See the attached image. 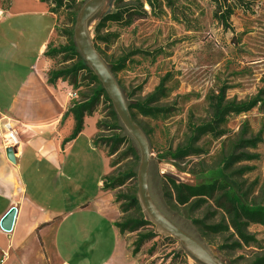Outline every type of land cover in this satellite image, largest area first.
<instances>
[{
	"label": "rangeland",
	"instance_id": "374dc122",
	"mask_svg": "<svg viewBox=\"0 0 264 264\" xmlns=\"http://www.w3.org/2000/svg\"><path fill=\"white\" fill-rule=\"evenodd\" d=\"M10 1L0 0V7L6 8ZM139 1L144 3L149 16L131 27L113 23L99 26L103 15L116 10L114 0H106L89 21L88 28L93 43L107 62L128 57L125 69L117 74L127 102L146 100L166 79V95L155 106L166 107L171 113L151 119L134 111L137 123L149 133L152 198L172 222L210 248L222 263L250 264L264 254V227L250 225L248 234L258 246L248 247L230 228L227 213L214 201L204 198L198 207L192 206L195 201L186 207H175L170 199L168 180L189 186L217 184L224 188L223 192L237 194L249 203L264 207V113L256 108L244 115L230 116L223 126L226 131L223 137L201 138L198 146L204 154L200 157L175 164L159 156L186 142L190 117L206 120L211 93L225 87L228 100L244 102L263 88L264 0H256L254 14L237 11L227 28L216 19L218 10L213 0H172L169 6L162 1L156 15L150 12L146 0ZM81 8L56 10L51 6L60 35L76 25ZM55 52L56 49L51 48L46 53L47 73L52 80L56 72L73 67L63 65ZM81 78L85 96L89 97L96 84L93 77ZM102 100L99 123L106 124L111 120L107 116L108 103ZM99 131L96 141L110 168L106 184L111 188L105 190L113 196L118 227L134 258L139 264H201L150 220V225L134 228V222L149 219L142 205L131 207L127 199L138 192L137 177L128 179L127 176L131 168L137 175L140 160L134 161L132 156L125 155L129 139L120 131L104 128ZM114 136H121L117 147L112 142ZM239 141H252L255 146H236ZM228 155L242 159L226 166L224 158ZM244 156L252 159L245 160ZM219 225L225 229L223 233L214 234L207 229Z\"/></svg>",
	"mask_w": 264,
	"mask_h": 264
},
{
	"label": "crops",
	"instance_id": "0c3cea01",
	"mask_svg": "<svg viewBox=\"0 0 264 264\" xmlns=\"http://www.w3.org/2000/svg\"><path fill=\"white\" fill-rule=\"evenodd\" d=\"M59 33L51 5L41 0L0 7V264H139L104 189L110 168L95 145L103 98L70 140L76 123L67 93L85 86L80 76L52 80L47 73L49 49L68 47ZM56 57L66 67L77 63ZM7 124L21 138L16 164L3 148ZM13 207L7 233L1 222Z\"/></svg>",
	"mask_w": 264,
	"mask_h": 264
},
{
	"label": "trees",
	"instance_id": "16d2710c",
	"mask_svg": "<svg viewBox=\"0 0 264 264\" xmlns=\"http://www.w3.org/2000/svg\"><path fill=\"white\" fill-rule=\"evenodd\" d=\"M12 1V0H11ZM6 7L8 8L11 4ZM46 4L53 3L55 9L59 10L66 8L67 10L78 9L83 6L86 0H41ZM131 1L128 4L125 2ZM165 2L168 6L172 5V0H146L150 12L154 15L159 11L160 3ZM217 7L216 19L224 25L226 28L229 27V20L237 11H243L244 13L254 14V8L256 6V0H213ZM114 5L116 7L115 11L108 12L103 15L99 26L104 23H113L119 25L120 27H131L136 21L144 20L149 16L147 10H145V5L143 2L137 0H114ZM4 8V9H6ZM74 28L64 32V35L68 41V47L56 50V55L64 54L66 56H74L77 58V63L66 70H60L56 72L55 78L60 77H70L78 76L80 71H87V74L93 77V81L96 84L95 90L92 95L87 97L86 101L77 104L71 108L70 113L73 115L76 128L73 136L70 140L75 139L83 130L84 118L88 115H92L96 104L103 98L108 103V118L111 122L106 124H98V129H107L109 131H120L121 135H124L129 139V147L125 153L126 156H132L134 161L140 160V152L137 144L129 135V133L123 127L121 121L119 120L113 105L107 94L105 93L101 83L97 77L93 74L90 68L87 66L83 58L81 57L74 39ZM99 39V36L96 37ZM101 40V39H100ZM94 46L98 53L104 59L101 50L94 43ZM105 60V59H104ZM128 57H122L118 60L107 62L108 67L115 76L117 80V74L123 71L126 67ZM164 79L161 85L156 88L155 92L150 95L144 101H138L134 103H128L129 110L133 120L136 121V116L134 111H137L142 117L156 119L159 116H168L171 110L166 107L155 106L160 100H162L166 95ZM119 83V82H118ZM263 88L251 99L244 102L230 101L227 98V89L225 87L220 88L218 92H213L208 98V111L207 118L204 121L195 120L194 117H190L187 130L188 138L186 142L176 148V150H169L160 159L166 160L170 159L175 164H180L192 157H200L204 154V151L198 146L199 141L204 136H210L213 139H219L226 134L223 126L230 116H240L249 113L254 109H258L260 112L264 113V76L261 80ZM120 85V83H119ZM121 87V85H120ZM123 93L124 90L121 87ZM125 96V93H124ZM127 100V99H126ZM138 124V123H137ZM139 125V124H138ZM140 126V125H139ZM141 127V126H140ZM142 128V127H141ZM143 132L149 139V133L142 128ZM121 136L112 137V142H114L115 147L120 144ZM108 141H105L107 143ZM95 145L99 143L95 140ZM236 146L242 147H253L255 143L252 141H239ZM235 155H228L224 158L225 165L229 166L233 162L240 160ZM245 160H251L249 156H244ZM178 169L179 166L176 165ZM128 179L137 177L136 172L133 168L129 170ZM111 188L110 185L105 184L104 189ZM168 188L171 192L170 199L174 201L175 207H186L192 204L193 207H198L203 199H210L214 201L215 205L224 210L229 217L230 228L236 233L238 238L248 247L258 246L255 239L248 234V228L250 225H261L264 227V207H260L257 204H252L246 201L244 198L237 194H230L228 192H223L224 188L217 184L202 185V186H189L185 184H177L173 180H168ZM221 194V196H218ZM221 197V198H220ZM131 207H141L138 192L133 193L129 198H127ZM224 199V204L222 200ZM149 219L145 218L141 221L134 222L132 225L135 229H139L142 226L150 225ZM229 227H227L228 229ZM207 229L214 234L223 233L225 229L222 226L207 227ZM198 240V239H197ZM199 241V240H198ZM202 243V242H201ZM203 244V243H202ZM217 258V257H216ZM224 264V263H223ZM250 264H264V254L256 257Z\"/></svg>",
	"mask_w": 264,
	"mask_h": 264
},
{
	"label": "water",
	"instance_id": "95a60500",
	"mask_svg": "<svg viewBox=\"0 0 264 264\" xmlns=\"http://www.w3.org/2000/svg\"><path fill=\"white\" fill-rule=\"evenodd\" d=\"M105 1L106 0H88L84 3L76 20L74 39L81 57L101 83L123 127L138 146L140 152V165L137 179L140 203L149 220L153 222L162 233L176 239L181 244L182 248L195 260L201 264H223L216 258L210 248L206 247L172 222L160 210L152 198L149 189V171L151 164L149 140L142 128L133 120L127 100L118 81L105 60L96 50L89 34V21L99 13ZM6 156L12 164H16L15 152L13 149H7ZM16 216L17 209L13 207L3 217L1 229L4 232H12Z\"/></svg>",
	"mask_w": 264,
	"mask_h": 264
},
{
	"label": "built area",
	"instance_id": "2783aa9c",
	"mask_svg": "<svg viewBox=\"0 0 264 264\" xmlns=\"http://www.w3.org/2000/svg\"><path fill=\"white\" fill-rule=\"evenodd\" d=\"M50 5L55 9V5L53 3H50ZM80 77H91L87 74V71H80L79 75ZM67 97L69 98V100L72 102L71 107L73 108L74 106H76L77 104H80L84 101H86V96H85V90H83L82 88L75 86L72 87L68 93H67ZM6 129V135L4 137L3 140V148L6 151L7 149H13L15 152V156L16 154L19 152V149L21 148V138L19 135V132L12 127L11 125L7 124L5 126Z\"/></svg>",
	"mask_w": 264,
	"mask_h": 264
},
{
	"label": "bare ground",
	"instance_id": "6f19581e",
	"mask_svg": "<svg viewBox=\"0 0 264 264\" xmlns=\"http://www.w3.org/2000/svg\"><path fill=\"white\" fill-rule=\"evenodd\" d=\"M48 246L51 248L50 235L48 236Z\"/></svg>",
	"mask_w": 264,
	"mask_h": 264
}]
</instances>
